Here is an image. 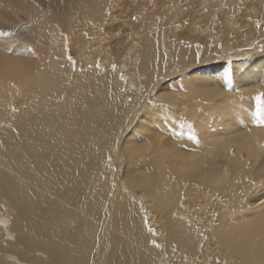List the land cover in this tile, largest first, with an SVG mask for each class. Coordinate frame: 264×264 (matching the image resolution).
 I'll return each instance as SVG.
<instances>
[{
	"label": "bare ground",
	"instance_id": "bare-ground-1",
	"mask_svg": "<svg viewBox=\"0 0 264 264\" xmlns=\"http://www.w3.org/2000/svg\"><path fill=\"white\" fill-rule=\"evenodd\" d=\"M117 2L0 0L26 23L46 13L55 29L0 37V264H221L195 260L209 233L210 256L264 264V127L251 125L264 49L226 50L264 28L249 10L218 45L158 52L149 36L130 66L102 72L88 62ZM164 58L177 78H156ZM190 129L201 146L187 154ZM117 141L137 154L126 159Z\"/></svg>",
	"mask_w": 264,
	"mask_h": 264
},
{
	"label": "rangeland",
	"instance_id": "rangeland-1",
	"mask_svg": "<svg viewBox=\"0 0 264 264\" xmlns=\"http://www.w3.org/2000/svg\"><path fill=\"white\" fill-rule=\"evenodd\" d=\"M124 1L118 0V7L114 9L113 14H116V17L118 19L117 23L113 24L110 27L108 26L109 28L107 27V29L104 30V42L102 43L100 49L102 54H98L96 56V54L93 53L91 55V60L88 62L89 65H94L96 68L102 70V72H105L108 69L115 70L120 66H130L134 58L137 57L136 53L130 54V52L133 51V46L137 45V47L140 48V44H142V42L144 41H147L149 36H151V40L154 39L153 46L156 51L159 50L160 46V48L162 49H160L159 51L163 49L165 50L167 49V47L179 48L181 46V43L186 42H190L193 46L197 45L200 47H205L210 42L213 43V39L216 40V43L214 44L218 45V43H221L223 40H226L227 37H229L228 26H230L229 28L232 29L236 28L237 32H241V29L243 28V22L248 17L249 13L247 12L249 10L254 11V16L252 15L251 19L256 21L259 27L264 28V0H240L239 2L237 0ZM224 4L227 5L225 8H223ZM171 8L173 9L171 10ZM235 8L237 9L235 10ZM157 11H159L160 13ZM41 12L43 13L42 9ZM22 19H24L23 13H12L9 10L3 11L0 8V31L10 28H14L23 32L30 30V35H32L35 31L43 30L49 32L50 34H53L55 31L53 27V21L50 17H48L46 13L38 15L36 17V20L34 21L33 19H30V21H28L27 23ZM100 35L101 34H99V36ZM251 38L253 39L252 41H250ZM254 38L255 37H251L250 35H248L241 41L233 42L232 45L226 50H233L238 47L244 50H249L253 48L254 45H259L261 49H264V36L256 37L255 39ZM139 42L140 44H138ZM31 43L32 40L30 41V44ZM93 45L94 44H91V46ZM137 53L141 54V51H138ZM248 57L241 59H246ZM162 60L167 61V63H169V66L167 70L160 71L157 74L156 78L159 77V79H162L165 77V75L166 77H168V80L177 78L178 73L181 72L176 71L175 73L174 70L178 68L175 66L174 59L171 60L164 58ZM160 68L162 67L160 66ZM173 71L174 73H171ZM190 71H192V69ZM210 83L217 84L219 83V81L215 80L211 81ZM255 83L256 82H253L252 86H255ZM249 85L250 84L247 81H243L241 83V87H245V89H248ZM148 90L149 89H147L146 91ZM260 94H264V89H258L257 92H255V94L253 95L255 110L258 108H264V99L256 98ZM20 98H24V95H21ZM178 105V109L183 110L182 105ZM251 125L254 124L252 123ZM150 129V133H153V125H151ZM181 131L184 130H180L178 132L181 134ZM187 132L189 136L190 131ZM191 133L196 135L197 140L200 141L197 132L195 133V131H191ZM218 133L221 134V131H218ZM227 138L228 137L225 136L223 139L226 140ZM200 146L201 145L199 144V142L196 143L191 140L190 150H188L189 152L184 153L191 154L192 151H195V149H193L194 147L197 149L200 148ZM205 154L206 151L203 150V156H208L207 158L210 159L209 162L213 163L214 161L211 159L210 155ZM219 166H221L220 163ZM253 200L256 205L263 203V200H261L260 197H256ZM203 202L204 200L200 199L199 202L190 203H192V207H198L199 205H204ZM196 203L199 205H197ZM217 204L218 203H216V205ZM187 205L188 209H190L191 206L189 204ZM192 213L195 215H199L195 210H192ZM220 213H222V210L218 213V225L215 226L216 228L220 226ZM200 218H202V214L200 215ZM225 220L227 221L228 219L225 218ZM148 229L152 231L154 235H158L153 227H150L148 225ZM215 238V234H208L205 241L206 243H201V250L195 260H197L198 262H202L205 258H207L209 260L218 261L221 264H228L219 257H213L209 255L211 249L213 253H215V251L219 247V243L215 241ZM157 242L158 240H153L152 244L156 245ZM225 249L226 247L224 248V251ZM172 254L176 255V260H179L180 256L177 255L183 254V252L176 251L175 249Z\"/></svg>",
	"mask_w": 264,
	"mask_h": 264
},
{
	"label": "snow or ice",
	"instance_id": "snow-or-ice-1",
	"mask_svg": "<svg viewBox=\"0 0 264 264\" xmlns=\"http://www.w3.org/2000/svg\"><path fill=\"white\" fill-rule=\"evenodd\" d=\"M11 35L10 32L8 31H0V37H7ZM7 51L12 53L15 52V48L14 47H9L7 48ZM27 51H32L31 49H27ZM74 63V62H73ZM257 99H264V94H260L258 97H256ZM252 123L255 126L258 127H264V108H258L254 111L253 113V118H252ZM189 139L193 140L194 142L198 143L199 141L197 140L196 135L191 133V129L189 132ZM117 151L123 149L124 150V156L127 159L130 156H135L136 153V149L132 144H128L127 146H125V144L121 141H117ZM109 159H111V157H109ZM227 176V171L225 170L224 176L220 177V180H223L224 178H226ZM155 247H160V245H154Z\"/></svg>",
	"mask_w": 264,
	"mask_h": 264
}]
</instances>
